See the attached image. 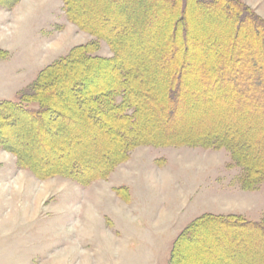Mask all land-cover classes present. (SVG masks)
<instances>
[{"label": "rangeland", "instance_id": "obj_1", "mask_svg": "<svg viewBox=\"0 0 264 264\" xmlns=\"http://www.w3.org/2000/svg\"><path fill=\"white\" fill-rule=\"evenodd\" d=\"M233 1L241 5V12L245 8L248 15L264 22V0ZM171 2L76 3L80 4L78 18L85 25L129 30L119 60L134 67L132 82L139 85L138 97L148 101L146 110L152 114H159L154 107L165 101L164 88L175 79V71L163 66L169 62L174 68L172 53L175 58H186L180 66L178 111L173 118L166 115L159 125L149 118L152 128H167L172 135L226 139L236 143L249 161L264 165L261 96L257 102L249 97L242 100L237 88L224 81L229 78L227 63L233 56L225 46L240 40L237 36L252 46L257 41L241 35L243 26H231L229 14L188 3L179 13L186 48L161 53L158 48L165 41L160 38L166 31L172 44L182 34L166 28L167 19L177 14L169 7ZM62 6L61 0H20L11 12L0 9V50L5 52L0 58V101L16 100L42 69L76 46L96 42L95 56L113 57L105 41L68 22ZM185 12L188 27L180 16ZM156 51L158 55L153 56ZM223 56L228 57L224 66L218 63ZM213 60L219 64L214 70ZM84 68L78 74L80 83H74L78 77L68 82L62 76L42 92L50 97L47 106L54 110L53 120L44 126L45 134L32 124L8 126L9 121L0 120V129L8 130L7 141L28 159H37L39 167L61 164L74 170L81 163L93 170L99 158L116 153L109 146L114 137L103 126L107 122L88 112L87 105L77 104L85 99V90L103 88L105 82L115 84V80L108 71ZM53 100L54 105L50 104ZM27 108L38 109L36 103ZM17 159L0 147V264H169L177 236L200 217L236 216L250 222L264 217V178L252 188L243 187L244 170L224 147L138 146L107 178L87 186L57 175L39 179L21 168ZM116 188H126L124 198ZM212 225L193 231L187 239L191 243L182 241L188 245L180 255L182 264H264V243L253 241L254 232Z\"/></svg>", "mask_w": 264, "mask_h": 264}, {"label": "trees", "instance_id": "obj_2", "mask_svg": "<svg viewBox=\"0 0 264 264\" xmlns=\"http://www.w3.org/2000/svg\"><path fill=\"white\" fill-rule=\"evenodd\" d=\"M17 1L18 0H0V6L4 5L11 8L17 3ZM61 1L63 5L62 10L65 14L66 20L75 24L79 30L90 33L95 39L105 41L113 53V57L106 59L95 56L94 53L98 49L96 42H90L72 48L66 56L59 58L42 69L32 85L24 92H21L16 100L0 101V120L9 121L8 126L17 123L26 126L32 124L40 128L41 133L45 134L46 131L44 130V126L48 125V119L53 120V118L50 117V114H54V110L47 106V99L50 97L45 94L42 95V92H45V89L57 83L62 76L69 78L70 80L68 82H72L75 80V77H78L75 80L76 82H73L80 83L78 74H80L79 72L83 67H85L87 71L96 69L105 70L106 72L108 71V74L111 75L112 78H114L115 84L105 82L103 88L85 90V101H78L77 104L87 105L88 112L96 113L99 119H103L107 122V125L103 124V126H105V130H108L106 131L108 132V135L111 133L114 137V139L112 138L113 143L111 142L113 147L111 145L109 146L110 148L115 147L116 153L108 152L109 156H105V160L103 157H101L102 159L99 158L95 164L97 169L94 168L93 170L89 169L88 165L83 167L81 163H79L78 168L74 170H68L61 164H57L58 166L54 168L47 169L45 166L39 167L36 161L37 159H28L26 153H20L19 149H17L14 144L7 141L9 135L8 130L6 128L2 130L0 129V147L14 153L18 158L17 160L21 168L28 169L39 179H45L57 175L72 180L78 185L87 186L93 181L107 178L115 167L125 162L129 151L138 146L224 147L230 151L234 161L242 166L244 170V180H242L243 187L252 188V186L254 187L259 180L264 178V165L256 164L251 161V159L249 161L247 155L239 153L236 143L226 139L193 138L192 135H184L185 137L181 135H172L166 132L167 128L163 130L158 129L157 127L152 128L151 126H154L153 123L148 121L149 118L152 117L155 120V123L158 124L163 122L166 115L173 118L177 113L176 110L180 106L179 101L181 100H179V86L182 80V77L180 76V74H182L180 66L187 60L184 56L178 57L179 59L175 58L176 56L172 52L173 50L186 48L183 40H185L187 36L181 28L179 13H181V10L184 9V6L188 3L207 9V11L210 8H217L220 13L229 14V16H231V26L236 25L237 29L238 27L243 26L245 31L241 35L257 41V44L252 46L251 44H248L249 42L242 41V38H240L241 36H237L240 40H237L232 44L234 48L231 47V44L225 46L226 49H231V54L233 56L228 61L229 63H227L229 64V69H227L228 71L226 75L229 76V78L226 80L224 79V81L237 88V92L242 100L249 97L251 98V101L253 100V102H257L256 97L261 96V98H259L264 107V22L258 21L257 18L250 15V13L248 15L245 8L241 12V5L235 3L233 0H171L172 2L169 4V7H173L177 10V14L175 17L167 19L168 24L166 28L168 29L171 27V33L182 34L177 44H172L169 42L168 38L170 32L166 31L163 35L164 37L160 38V40L165 41V43L158 49L161 48L159 50L161 53H172L171 56L175 59L174 68L172 69L169 62L167 66L163 67L171 70V72L175 71V79L170 81L169 85H166L168 90L164 88L163 96H165V101L160 104L159 108H157V106L154 107L155 111L159 114H152V112L148 111L151 109L146 110V104L148 101L146 102V100L138 97L140 96V93L136 88L139 85L132 82V79L135 76H133L134 67L131 65H125L119 60L121 55L120 46L127 39L126 35L129 30L125 27L122 30L118 28L104 30L98 27L85 25L81 19L78 18V16H80V11L78 9L80 4L78 5L76 3L78 0ZM230 6L232 9L234 8V12H237L234 13L232 10L230 13ZM156 9L157 8L155 7V10ZM180 16L185 22V26L188 27V14L185 12V14H181ZM142 18L141 15L140 21ZM114 19L115 18H112V20ZM242 48H245V51H241L240 49ZM168 49L170 51H168ZM156 53L158 55V52L156 51L153 53V56H155ZM4 56L5 52L0 50V58H3ZM226 59H228V57L223 56L218 63H221V65L224 66L225 61H227ZM212 64H214V66H212V70H214L217 61L213 60ZM218 65L219 64H217V66ZM85 68L83 70H85ZM221 74L225 75V72H222ZM47 83L49 85H47ZM224 87L226 88V86ZM72 94L73 93L69 95L71 98ZM175 95L177 97H175ZM184 98H187L186 94L184 95ZM30 103H36L38 109L34 110L27 108V104ZM50 104L54 105L55 101H51ZM259 107H261V105H259ZM69 121L70 119L66 117V122L68 123ZM37 127H35L36 130L38 129ZM40 137L41 136L38 132V137H36V139L39 140V143L42 140ZM42 171H45V174H42ZM125 189L126 188H116L115 191L118 195L121 193L122 195H120L123 197V195H126ZM212 224L230 227L232 231L237 230L244 233L254 232L255 236L253 237V241L258 242V244L264 243V217L258 222H250L236 216L221 217L209 215L198 218L177 236L170 251L169 264H182V258L180 255L186 251L187 244L191 243V240L187 241V239H190L192 232L205 230L207 229L205 226H213ZM183 240H186L187 244L182 242Z\"/></svg>", "mask_w": 264, "mask_h": 264}, {"label": "bare ground", "instance_id": "obj_3", "mask_svg": "<svg viewBox=\"0 0 264 264\" xmlns=\"http://www.w3.org/2000/svg\"><path fill=\"white\" fill-rule=\"evenodd\" d=\"M56 80V79H55ZM47 85H49L48 83H47ZM46 85V86H47ZM51 87V86H50ZM47 93V92H46ZM88 122H89V120H88ZM91 123V122H90ZM97 124V123H96ZM91 127V126H90ZM94 128H95V126H94ZM103 129V128H102ZM81 130V129H80ZM79 130V131H80ZM97 130V129H96ZM98 130H99V128H98ZM108 131V130H107ZM46 133V132H45ZM77 133V132H76ZM84 134V133H83ZM86 134V133H85ZM88 134H90V133H88ZM107 134V133H106ZM77 135V134H76ZM97 136V135H96ZM107 136V135H106ZM72 137V136H71ZM79 137V136H78ZM102 137V136H101ZM74 138V137H73ZM77 138V137H76ZM108 138V137H107ZM173 138V137H172ZM184 138V137H183ZM183 138H181V139H183ZM103 139V138H102ZM101 139V140H102ZM179 140H180V137H179ZM104 141H105V139H104ZM103 146V145H102ZM99 147V146H98ZM28 149V148H27ZM81 149V148H80ZM88 151V150H87ZM94 153H96V152H94ZM87 154V153H86ZM91 154H93V153H91ZM82 155V154H81ZM99 156V155H98ZM102 156V155H101ZM104 156V155H103ZM84 157H85V155H84ZM88 158V157H87ZM95 158V157H94ZM102 159V158H101ZM54 168V167H53ZM234 234H235V232H234ZM201 243V242H200ZM251 244V243H250ZM253 244V243H252ZM256 244V243H255ZM205 248V247H204ZM250 248V247H249ZM206 249V248H205ZM206 252V251H205ZM262 254V253H261ZM263 257V256H262ZM261 257V258H262ZM227 258V257H226ZM256 258V257H255ZM258 259V258H257ZM230 261V260H229Z\"/></svg>", "mask_w": 264, "mask_h": 264}, {"label": "crops", "instance_id": "obj_4", "mask_svg": "<svg viewBox=\"0 0 264 264\" xmlns=\"http://www.w3.org/2000/svg\"><path fill=\"white\" fill-rule=\"evenodd\" d=\"M18 3L20 2V0H18L17 1ZM18 3H16L13 7H11V8H8V7H6V6H0V9H2V10H4V11H6V12H11L12 11V9L18 4ZM1 101H7V100H1Z\"/></svg>", "mask_w": 264, "mask_h": 264}]
</instances>
